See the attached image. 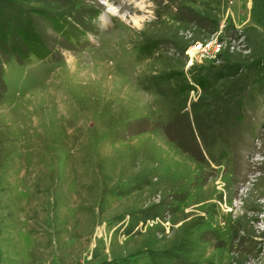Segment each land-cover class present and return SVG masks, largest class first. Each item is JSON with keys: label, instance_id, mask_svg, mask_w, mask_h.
<instances>
[{"label": "rangeland", "instance_id": "1", "mask_svg": "<svg viewBox=\"0 0 264 264\" xmlns=\"http://www.w3.org/2000/svg\"><path fill=\"white\" fill-rule=\"evenodd\" d=\"M263 13L0 0V264H264Z\"/></svg>", "mask_w": 264, "mask_h": 264}, {"label": "trees", "instance_id": "2", "mask_svg": "<svg viewBox=\"0 0 264 264\" xmlns=\"http://www.w3.org/2000/svg\"><path fill=\"white\" fill-rule=\"evenodd\" d=\"M259 23L261 24V26H264V13L261 14L259 18ZM70 32H72V30ZM247 43H248L247 49L253 50L254 52L255 46L254 44L251 43L248 37H247ZM31 47L34 48L33 46ZM139 52L140 55H145V54L148 55L150 53V50L142 51L140 47ZM218 56L225 60L229 59V56H226L224 54H219ZM248 60H249L248 62H250L248 71L250 74L249 76L252 80V90L256 94L262 95L264 97V57L255 55L254 57L251 56V59ZM240 72H241V66L239 64L222 63L219 69L216 71L215 75L219 79H225L232 76H236Z\"/></svg>", "mask_w": 264, "mask_h": 264}, {"label": "built area", "instance_id": "3", "mask_svg": "<svg viewBox=\"0 0 264 264\" xmlns=\"http://www.w3.org/2000/svg\"><path fill=\"white\" fill-rule=\"evenodd\" d=\"M202 45H203V43H202L201 41H198V42H195V43L193 44V47H195L196 50H199V49H201ZM218 48H219V45L216 46V50H217V51L219 50Z\"/></svg>", "mask_w": 264, "mask_h": 264}]
</instances>
